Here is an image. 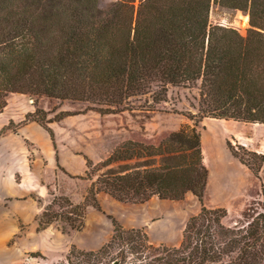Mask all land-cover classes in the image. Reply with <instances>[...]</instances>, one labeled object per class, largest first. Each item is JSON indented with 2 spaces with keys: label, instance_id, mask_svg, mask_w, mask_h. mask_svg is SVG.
I'll return each mask as SVG.
<instances>
[{
  "label": "trees",
  "instance_id": "obj_1",
  "mask_svg": "<svg viewBox=\"0 0 264 264\" xmlns=\"http://www.w3.org/2000/svg\"><path fill=\"white\" fill-rule=\"evenodd\" d=\"M212 6L247 15L246 34L210 25ZM169 87L197 90L194 125L156 142L122 141L95 165L85 157L84 175L75 177L90 183L82 203L53 199L35 220L38 232L58 221L67 225L62 233L80 231L85 209L101 210L99 194L125 204L181 201L188 194L202 202L208 169L196 125L206 118L264 125V0H115L105 7L99 0H0V114L11 95L26 96L33 107L0 137L36 123L65 174L49 125L70 113H48L39 100L81 103L86 112L108 115L144 98L154 112L167 102ZM225 145L259 180L264 155L229 140ZM256 194L261 211L252 200L231 226L224 223L226 209L202 206L174 247L155 246L143 229H125L109 217L110 239L97 251L71 246L67 264H264L263 185ZM56 205L66 211L54 212Z\"/></svg>",
  "mask_w": 264,
  "mask_h": 264
},
{
  "label": "rangeland",
  "instance_id": "obj_2",
  "mask_svg": "<svg viewBox=\"0 0 264 264\" xmlns=\"http://www.w3.org/2000/svg\"><path fill=\"white\" fill-rule=\"evenodd\" d=\"M114 1L99 0V5L105 7ZM245 17L247 15L240 11H227L212 6L209 23L228 27L245 35L249 28L248 17L247 21L244 20ZM197 98L196 89L169 87L167 102L159 111L148 110L144 98H141L132 100L129 110L108 115L86 112L87 105L81 103L39 100V108L48 113L53 109L70 113L61 122L49 125L54 134L58 164L67 174L56 168L52 146L49 151L44 149V154H36L41 162L34 165V175L26 182L31 192L30 198L16 200L23 201L18 203V207L27 209L22 217L23 222L20 221L17 226L7 222L0 228V264H67L66 257L71 246L86 252L97 251L110 239L113 226L109 217L114 218L125 229H143L151 244L169 247L180 244L186 222L196 216L202 206L226 209L224 223L228 226L235 224L240 218V211L250 204L247 192L251 191L255 195L260 185L264 186V170L259 180L254 178L230 155L225 143L229 140L232 144L243 145L264 155V125L206 118L196 125L201 135L203 163L208 169L202 202L188 194L181 201L153 198L144 204H125L99 194L97 200L101 210L88 206L80 231L62 233V228H67V225L61 221L54 222L43 231L36 230L35 220L53 199L58 203L61 198H67L72 204L82 203L90 183L75 177L84 175L85 157L95 165L107 158L122 141L133 139L156 142L185 125L193 126L198 119ZM9 107L10 112L19 117L18 120L23 118V110H27V113L33 111L26 96H11ZM52 117L53 115L48 116L49 119ZM28 133L36 135L33 129H29ZM27 148L31 165L34 164L35 156L30 145L27 144ZM239 192L243 198L231 203L233 193L235 197ZM254 201L252 207L260 212V195H255ZM53 211L64 213L66 209L56 205ZM32 214L33 218L29 219Z\"/></svg>",
  "mask_w": 264,
  "mask_h": 264
},
{
  "label": "crops",
  "instance_id": "obj_3",
  "mask_svg": "<svg viewBox=\"0 0 264 264\" xmlns=\"http://www.w3.org/2000/svg\"><path fill=\"white\" fill-rule=\"evenodd\" d=\"M30 108L33 109L31 103ZM27 112V110H23L21 113L22 115H19L24 118L23 114H26ZM18 118V116L10 112L8 99L6 108L0 114V130L7 126L10 121L16 123L23 119L20 118V120H18ZM29 129H33L36 135L29 134ZM44 142H46L45 145ZM27 144L30 145L31 152H33V155L35 156L34 164L31 165H29L27 157L28 154H30ZM51 146V140L48 133L36 123H29L18 129L16 132H8L0 137V228L7 222L14 223L16 226L20 221L23 222L22 217L27 209L23 210L22 207H18L20 206L18 203H22L25 198L26 200L30 198L29 193L31 192L28 189V184L26 182L34 175V165H38L37 163L41 162V159L38 160V158H36V154H44V149L49 151ZM263 170L264 165L259 172L260 178ZM247 188L244 189L243 197ZM233 195L231 197V203H235L243 198L241 192L236 193L235 197ZM256 196H258V194H256ZM247 197L249 198L248 200L251 201L255 199V195H253L251 191L247 192ZM20 199L23 201H16ZM32 216L33 214L29 219Z\"/></svg>",
  "mask_w": 264,
  "mask_h": 264
},
{
  "label": "water",
  "instance_id": "obj_4",
  "mask_svg": "<svg viewBox=\"0 0 264 264\" xmlns=\"http://www.w3.org/2000/svg\"><path fill=\"white\" fill-rule=\"evenodd\" d=\"M114 264H117V263H114Z\"/></svg>",
  "mask_w": 264,
  "mask_h": 264
}]
</instances>
